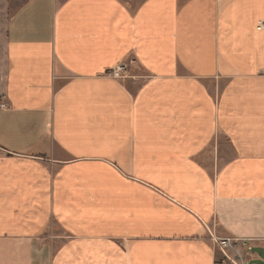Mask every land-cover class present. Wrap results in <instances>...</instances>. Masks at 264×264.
<instances>
[{
    "label": "crops",
    "instance_id": "obj_1",
    "mask_svg": "<svg viewBox=\"0 0 264 264\" xmlns=\"http://www.w3.org/2000/svg\"><path fill=\"white\" fill-rule=\"evenodd\" d=\"M4 27L0 264L264 259V0H25Z\"/></svg>",
    "mask_w": 264,
    "mask_h": 264
},
{
    "label": "built area",
    "instance_id": "obj_2",
    "mask_svg": "<svg viewBox=\"0 0 264 264\" xmlns=\"http://www.w3.org/2000/svg\"><path fill=\"white\" fill-rule=\"evenodd\" d=\"M261 27V25H260ZM136 63V58H131L129 61H123L114 68H111L107 73L115 78H125L131 76L130 71L132 65ZM5 106V105H3ZM218 246L226 253L227 257L223 260H216L215 264H246L243 254L239 251L238 245L240 242L249 241L235 236H214ZM229 251H234V255H229Z\"/></svg>",
    "mask_w": 264,
    "mask_h": 264
},
{
    "label": "rangeland",
    "instance_id": "obj_3",
    "mask_svg": "<svg viewBox=\"0 0 264 264\" xmlns=\"http://www.w3.org/2000/svg\"><path fill=\"white\" fill-rule=\"evenodd\" d=\"M25 0H0V36L4 32L6 23L10 20L12 15L17 11V9L23 4ZM239 246V245H238ZM233 255L234 251H231ZM261 255L264 256V251H260ZM244 261H246L245 255L243 256ZM264 264V259H257L254 263ZM248 264H250L248 262Z\"/></svg>",
    "mask_w": 264,
    "mask_h": 264
}]
</instances>
